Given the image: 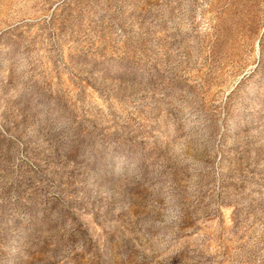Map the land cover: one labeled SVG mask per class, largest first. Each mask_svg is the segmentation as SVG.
Listing matches in <instances>:
<instances>
[{"label": "rangeland", "instance_id": "374dc122", "mask_svg": "<svg viewBox=\"0 0 264 264\" xmlns=\"http://www.w3.org/2000/svg\"><path fill=\"white\" fill-rule=\"evenodd\" d=\"M0 264H264V0H0Z\"/></svg>", "mask_w": 264, "mask_h": 264}]
</instances>
